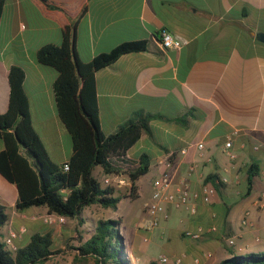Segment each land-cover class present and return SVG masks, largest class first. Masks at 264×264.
<instances>
[{"label": "crops", "instance_id": "crops-1", "mask_svg": "<svg viewBox=\"0 0 264 264\" xmlns=\"http://www.w3.org/2000/svg\"><path fill=\"white\" fill-rule=\"evenodd\" d=\"M66 25L74 58L81 64L122 43H146L144 51L123 54L94 74L104 135L137 114L155 116L150 132L126 153L125 164L115 161L120 175L112 187L120 201H132L127 198V171L143 156L150 161L148 173L135 182L133 201L142 200L141 209L126 207L112 218L120 221L131 263L218 264L232 257V251H264V207L258 205L264 200V44L254 37L264 32V0H5L0 15V115L9 107L10 69L18 67L24 73L30 124L52 165L70 159L72 143L56 108L57 72L41 65L37 52L60 46ZM162 30L180 41L181 48L163 50ZM230 135L234 159L223 151ZM198 143L204 145L201 151L195 148ZM252 164L258 173L249 186ZM165 172L174 183L183 179L189 184V202L196 212L167 204L168 218L148 229L144 206L151 200L154 181ZM93 174L101 183L113 173L98 167ZM210 175L222 186L204 203L202 188ZM17 200L16 187L0 176V203L8 218L1 241L10 231L18 233L12 240L16 248L35 233H51L53 242L71 236V220L47 225L46 208L17 211ZM243 219L247 226L241 225ZM211 225L216 231L200 241L182 236L184 230ZM21 229L25 231L19 233ZM228 238L235 240L233 247L227 246ZM160 257L167 262H159Z\"/></svg>", "mask_w": 264, "mask_h": 264}, {"label": "trees", "instance_id": "trees-1", "mask_svg": "<svg viewBox=\"0 0 264 264\" xmlns=\"http://www.w3.org/2000/svg\"><path fill=\"white\" fill-rule=\"evenodd\" d=\"M5 0H0V15ZM60 46L47 45L37 52V61L57 72L53 92L59 118L67 129L72 143L70 159L61 165H52L33 130L28 116V102L23 88L24 73L12 67L9 73L10 102L8 111L0 115V139L4 149L0 152V176L16 187L17 211L44 207L48 214L66 220L79 221L82 211L90 206L117 210L119 197L112 186H102L93 172H118L115 161L126 156L142 134L150 132L149 122L155 116L137 114L119 126L115 133L104 135L99 126L98 103L94 74L111 65L123 54L144 51L146 43H122L113 50L94 57L87 64L79 63L73 55L69 26L62 31ZM149 158H140L136 168L126 173L130 182L127 198L135 200V182L148 173ZM68 165V170L63 169ZM258 173L252 164L247 171V182ZM204 184L215 191L222 182L214 175ZM5 207L0 203V230L7 222ZM119 219L98 220L92 235L76 248L79 260L92 264H132L119 233ZM59 254L51 233H35L27 244L15 251L0 240V264H43ZM218 264H264V251L236 254Z\"/></svg>", "mask_w": 264, "mask_h": 264}, {"label": "built area", "instance_id": "built-area-1", "mask_svg": "<svg viewBox=\"0 0 264 264\" xmlns=\"http://www.w3.org/2000/svg\"><path fill=\"white\" fill-rule=\"evenodd\" d=\"M159 44L163 50L167 49H180L182 44L180 41L174 39L170 33L167 31L162 30L159 33ZM232 135H230L223 147V151L226 156L230 159H234L235 153L232 152ZM203 143H198L195 148L199 151L203 149ZM258 149V147H256ZM261 150L264 154V145L261 146ZM181 153H185V150H182ZM126 159L125 157L118 160V163L125 164ZM63 169L65 171L68 170V165L65 164ZM194 170V166L189 167V172ZM120 172L113 173L111 177H106L102 179L101 185L102 186H112L114 182L118 181V177ZM153 186L155 187L154 192L152 193L151 200L145 204V212L148 216L146 227L148 229H154L157 227L159 222L162 219L168 218V214L166 212V205L170 204L173 207H184L189 212V214H195L196 210L195 207L189 202L190 201V187L189 184L181 179L179 182H173V176L169 172H165L161 175V177L154 181ZM173 188L172 191L170 189ZM203 196L202 200L204 203L210 202V197L215 193V190L207 185H203L202 188ZM259 207H264V200L262 199L259 202ZM44 222L50 226H61L65 224L66 219L62 216H58L56 214H46L44 216ZM242 226H247L248 222L247 219H243L241 222ZM25 230L21 229L19 233H23ZM216 231V227L214 225L203 227L198 226L195 230H184L182 232V236L187 239L200 241L206 238L209 234ZM18 233L10 231L8 236L1 242H3L8 249L15 251L16 247L13 245L12 240L17 236ZM235 245V240L233 238L227 239V246L233 247ZM159 262L165 263L167 262L166 257H160Z\"/></svg>", "mask_w": 264, "mask_h": 264}, {"label": "rangeland", "instance_id": "rangeland-1", "mask_svg": "<svg viewBox=\"0 0 264 264\" xmlns=\"http://www.w3.org/2000/svg\"><path fill=\"white\" fill-rule=\"evenodd\" d=\"M120 202L121 204L117 212L103 209L95 205L85 208L78 222L75 220L70 222L73 230L71 236L66 240L63 239V236L56 237L59 240H55L54 247L59 250V254L43 264H92L91 260L87 262L80 261L76 248L92 235V230L96 222L103 219H112L115 213H121L126 207H133L139 211L142 205V200L124 201L121 199ZM5 212H7V210H5ZM59 242L61 244L57 245ZM61 246H64V249H62Z\"/></svg>", "mask_w": 264, "mask_h": 264}, {"label": "water", "instance_id": "water-1", "mask_svg": "<svg viewBox=\"0 0 264 264\" xmlns=\"http://www.w3.org/2000/svg\"><path fill=\"white\" fill-rule=\"evenodd\" d=\"M254 37L259 43L264 44V32H258L254 34Z\"/></svg>", "mask_w": 264, "mask_h": 264}]
</instances>
